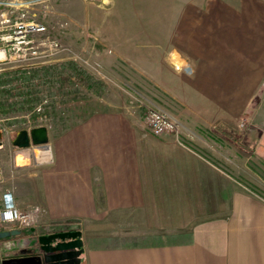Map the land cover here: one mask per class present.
<instances>
[{
  "label": "crops",
  "instance_id": "1",
  "mask_svg": "<svg viewBox=\"0 0 264 264\" xmlns=\"http://www.w3.org/2000/svg\"><path fill=\"white\" fill-rule=\"evenodd\" d=\"M179 3L163 15L171 18L167 24L136 34L155 41L162 33L161 45L146 49L147 65L156 69L161 59L177 54L187 69L170 82L171 74L162 77L154 69L148 78L159 88L178 85L192 113L232 121L264 81V0ZM140 50L117 54L135 65ZM46 149L40 153L49 156ZM197 156L172 136L155 137L121 113L95 112L67 131L53 148L51 166L34 175V185L26 177L20 189H0V197L11 193L18 210L36 208L44 223L78 225L80 264H264V205L235 191L220 200L207 198L219 191L208 185ZM14 225L0 214V233L18 230ZM154 226L175 235L153 237ZM26 237L21 232L0 238V264L26 255L27 248L19 247Z\"/></svg>",
  "mask_w": 264,
  "mask_h": 264
},
{
  "label": "rangeland",
  "instance_id": "2",
  "mask_svg": "<svg viewBox=\"0 0 264 264\" xmlns=\"http://www.w3.org/2000/svg\"><path fill=\"white\" fill-rule=\"evenodd\" d=\"M179 4V0H54L24 9L28 19L46 27L44 35L33 37L34 44L53 41L57 50L48 58L20 61L15 57L0 64V189H11L14 184L20 189L26 177L30 186L34 185L36 172L51 166L53 148L66 139L68 130L81 125L92 113H121L150 133L146 107L154 104L175 121L178 129L177 138L169 133L161 136H172L179 146L204 161L202 175L208 185L212 183V190L219 191L207 198L220 200L228 196L226 191H235L264 205V81L248 100L245 112L226 121L220 115L192 113L184 103L186 99L180 97L178 85L169 83L170 88H159L148 78L154 67L146 64V49L153 43L161 45L162 33L155 34V41H148L143 33L153 26L162 27L164 21L167 24L171 18L163 15L177 10ZM2 13L9 14V9L0 6ZM137 31L143 33L137 35ZM173 37L171 34V42ZM129 47L141 48L142 56L135 65L117 54V50ZM39 50L44 51L43 46ZM185 68L173 54L165 61L161 59L154 70L162 77L164 72L171 74L170 82ZM39 126L48 130L45 148L49 156L40 153L44 148L12 146L17 132ZM7 197L12 201L11 193L1 194L0 213ZM11 205L17 214L34 217L33 222L28 218L13 221L19 234L28 236L20 240L19 247L25 246L29 252L39 247L40 236L80 230L72 221L44 223L36 216V208L18 210L13 201ZM214 205L210 202L208 207L214 209ZM160 229L151 227L150 235L159 237L164 233Z\"/></svg>",
  "mask_w": 264,
  "mask_h": 264
},
{
  "label": "built area",
  "instance_id": "3",
  "mask_svg": "<svg viewBox=\"0 0 264 264\" xmlns=\"http://www.w3.org/2000/svg\"><path fill=\"white\" fill-rule=\"evenodd\" d=\"M54 0H27L23 3H0L1 7L9 9V14H0V64L7 61L8 58L22 61L27 58H48L56 53L57 44L50 41H42L34 44L33 37L41 36L46 33V27L42 24L28 19L25 8L30 5L43 4ZM43 46L42 52L39 47ZM146 122L149 132L159 137L163 134L169 133L178 137V129L175 121L161 108L154 104L146 107ZM33 147V146H30ZM45 148V146L35 147ZM2 176L0 174V181ZM5 206L0 213L2 217L10 222L20 221L21 219L28 218L32 222L34 217L32 215L22 216L17 214L16 210L12 207V201L5 198Z\"/></svg>",
  "mask_w": 264,
  "mask_h": 264
},
{
  "label": "water",
  "instance_id": "4",
  "mask_svg": "<svg viewBox=\"0 0 264 264\" xmlns=\"http://www.w3.org/2000/svg\"><path fill=\"white\" fill-rule=\"evenodd\" d=\"M49 142L48 130L45 126H39L16 133L11 141L12 146L18 149H26L30 146H46ZM19 231L13 230L0 233V238L18 235ZM80 231H68L53 233L48 236H40L39 247H34L26 255L4 259L1 264H80L82 240Z\"/></svg>",
  "mask_w": 264,
  "mask_h": 264
},
{
  "label": "bare ground",
  "instance_id": "5",
  "mask_svg": "<svg viewBox=\"0 0 264 264\" xmlns=\"http://www.w3.org/2000/svg\"><path fill=\"white\" fill-rule=\"evenodd\" d=\"M43 150L45 151V150H47V149H46V148H44ZM43 150H41V151H43ZM44 154H45V153H44Z\"/></svg>",
  "mask_w": 264,
  "mask_h": 264
}]
</instances>
